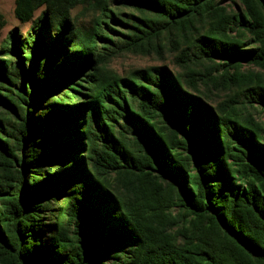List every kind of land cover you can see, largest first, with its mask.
Instances as JSON below:
<instances>
[{
    "label": "trees",
    "instance_id": "16d2710c",
    "mask_svg": "<svg viewBox=\"0 0 264 264\" xmlns=\"http://www.w3.org/2000/svg\"><path fill=\"white\" fill-rule=\"evenodd\" d=\"M13 13L0 264H264V0ZM129 55L156 64L110 68Z\"/></svg>",
    "mask_w": 264,
    "mask_h": 264
},
{
    "label": "rangeland",
    "instance_id": "374dc122",
    "mask_svg": "<svg viewBox=\"0 0 264 264\" xmlns=\"http://www.w3.org/2000/svg\"><path fill=\"white\" fill-rule=\"evenodd\" d=\"M13 8H14V0H0V13L4 16L6 20V26L1 31L2 35L5 34V32L8 29L13 28L14 26L19 27V23L17 22L13 13ZM79 10L80 7L75 8L73 10V15L78 13ZM25 28H27V25H24V29ZM150 64H156L153 58L129 55L122 59L121 58L114 59L110 63V68L120 72L125 67L147 66Z\"/></svg>",
    "mask_w": 264,
    "mask_h": 264
}]
</instances>
